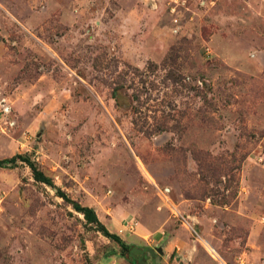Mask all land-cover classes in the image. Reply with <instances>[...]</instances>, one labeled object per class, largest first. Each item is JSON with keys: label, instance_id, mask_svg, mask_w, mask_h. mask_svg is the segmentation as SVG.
<instances>
[{"label": "rangeland", "instance_id": "rangeland-1", "mask_svg": "<svg viewBox=\"0 0 264 264\" xmlns=\"http://www.w3.org/2000/svg\"><path fill=\"white\" fill-rule=\"evenodd\" d=\"M179 2L0 0V160L139 250L17 162L0 264H264V0Z\"/></svg>", "mask_w": 264, "mask_h": 264}, {"label": "trees", "instance_id": "trees-1", "mask_svg": "<svg viewBox=\"0 0 264 264\" xmlns=\"http://www.w3.org/2000/svg\"><path fill=\"white\" fill-rule=\"evenodd\" d=\"M17 162H22L31 169L34 180L36 182L56 189L57 195L61 197L63 200H65L66 202H69L77 212L83 214L88 224L96 226L97 229L100 232H102V234L105 237L117 243L122 249V252H123L122 254L126 253L132 257L135 252L139 251L138 248L127 245L118 235L110 233L109 230L100 222L96 212L92 208L82 206L77 202L71 201L63 191H61L59 188L55 186L52 178L47 176L38 167V165L33 160H31V158L25 155H18L11 159L0 160V168H6L7 165H15Z\"/></svg>", "mask_w": 264, "mask_h": 264}, {"label": "built area", "instance_id": "built-area-1", "mask_svg": "<svg viewBox=\"0 0 264 264\" xmlns=\"http://www.w3.org/2000/svg\"><path fill=\"white\" fill-rule=\"evenodd\" d=\"M173 3H175L176 5H178L180 2H179V0H173ZM174 11H175V9L172 8V12H174ZM261 221L264 222V217H262Z\"/></svg>", "mask_w": 264, "mask_h": 264}, {"label": "water", "instance_id": "water-1", "mask_svg": "<svg viewBox=\"0 0 264 264\" xmlns=\"http://www.w3.org/2000/svg\"><path fill=\"white\" fill-rule=\"evenodd\" d=\"M156 251H157L159 254H161V255H163V253H164L163 250H162V248H157ZM152 255L155 256V253H154L153 251H152Z\"/></svg>", "mask_w": 264, "mask_h": 264}]
</instances>
